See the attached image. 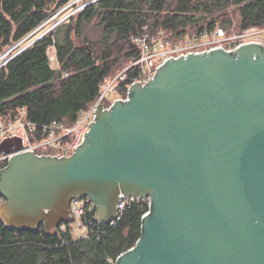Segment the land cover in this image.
<instances>
[{
  "label": "water",
  "instance_id": "water-1",
  "mask_svg": "<svg viewBox=\"0 0 264 264\" xmlns=\"http://www.w3.org/2000/svg\"><path fill=\"white\" fill-rule=\"evenodd\" d=\"M95 113L69 157L38 155L5 126L6 225L56 234L85 197L108 224L121 195L149 196L141 237L115 264H264L262 43L171 56L111 108L99 94Z\"/></svg>",
  "mask_w": 264,
  "mask_h": 264
},
{
  "label": "trees",
  "instance_id": "trees-1",
  "mask_svg": "<svg viewBox=\"0 0 264 264\" xmlns=\"http://www.w3.org/2000/svg\"><path fill=\"white\" fill-rule=\"evenodd\" d=\"M70 1L0 0V53ZM67 19L0 67V116L14 118L24 107L38 125H72L95 101L100 84L140 56L131 35L144 26L152 33L164 30L174 41L217 23L228 31L264 27V0H95ZM89 26L101 29V37L91 38ZM137 71L135 65L127 75ZM6 164L0 161V170ZM147 209L143 201H132L112 224L96 221V209H87L82 224L88 233L77 237L71 223L50 234L44 223L37 230L15 229L0 219V264H113L141 237Z\"/></svg>",
  "mask_w": 264,
  "mask_h": 264
},
{
  "label": "built area",
  "instance_id": "built-area-1",
  "mask_svg": "<svg viewBox=\"0 0 264 264\" xmlns=\"http://www.w3.org/2000/svg\"><path fill=\"white\" fill-rule=\"evenodd\" d=\"M89 3L90 2H87L86 5ZM68 7H70L69 3L62 8L64 10ZM84 7L78 11L82 10ZM26 38L28 37H24L13 47L17 48ZM131 40L137 48H139L140 56L116 74L113 79L111 78L110 81H104L100 84L99 94L101 95V102L104 110L106 108H111V105H113L116 99L126 100L128 98L129 87L135 81H141L142 86L146 85V82L154 77L156 68L169 57H179L182 54L186 55L188 52L196 53L211 50L217 46H222L225 50H232L240 46L241 43H248L251 41L259 42L264 45V27L250 26L242 31H237L232 27L228 31L217 23L211 31H201L192 37L182 35L178 40L174 41L164 30L152 33L148 31V26H144L141 32L131 35ZM229 41L231 43L227 44L226 42ZM135 65L138 67L137 73L133 76H128L127 69ZM1 66L3 65L1 64ZM63 76L67 77L68 73L64 72ZM99 94L88 109L80 111L77 120L72 125L67 124L63 120H52L49 123L38 125L27 118V110L24 107L19 109V112L14 118L0 116V141L7 135V128V130L12 131L13 134L24 136L27 146L33 149L38 155L44 154L57 157H69L77 150L76 146L82 143L83 133L89 131V123L94 120L96 115L95 109L98 105ZM40 147L47 151L38 153L36 150ZM0 161H4L8 164L9 155L2 153L0 155ZM122 196L123 197L119 200L117 205L120 215L126 204L135 200L143 201L148 204V209L144 212L143 216L149 212L148 210L151 205L149 197ZM125 200L129 201L125 202ZM93 208L96 209V204L89 197L71 200L70 210L71 215L74 217L72 222H79L82 224L81 219L86 210ZM119 218L120 216L116 220H119ZM114 222L115 219L111 221V224ZM64 226L65 224H62L59 228L62 229ZM84 228L85 231L82 236L88 233V229L86 227Z\"/></svg>",
  "mask_w": 264,
  "mask_h": 264
},
{
  "label": "rangeland",
  "instance_id": "rangeland-1",
  "mask_svg": "<svg viewBox=\"0 0 264 264\" xmlns=\"http://www.w3.org/2000/svg\"><path fill=\"white\" fill-rule=\"evenodd\" d=\"M91 1H94V0H71L69 2V6L68 8L64 9L63 8L59 9V10H55L54 8H52L50 10V17L44 21L42 24L43 25H40L38 26L37 28H35L32 32H30L28 34V38H26L25 42L22 44L24 45L23 47L33 43L34 41H36L37 39H40L41 37H43L44 35L50 33L51 31L55 30L57 27H59L60 25H62L63 23H65L68 19L69 16H71L73 13H76L79 9H81L82 7H84L86 5L87 2H91ZM233 11V8L231 9ZM67 19V20H66ZM219 25L222 26L221 23H219ZM88 35L93 38V39H97V38H100L101 35H102V32H101V29H93L92 26H89L88 27V31H87ZM168 35V34H167ZM227 44H230L231 42H226ZM225 43V44H226ZM16 44V43H15ZM14 43L11 44L10 46L6 47L1 53H0V67H1V64L4 65V61L11 55H13L14 53H16L18 50V48L16 47H13L15 45ZM80 44V43H79ZM22 47V48H23ZM52 52L53 49H51ZM8 53V54H7ZM3 54H6L5 56ZM54 53L52 54L51 56V60H52V64L53 66H58V63L55 61V57H54ZM158 60V59H157ZM56 63V64H55ZM125 66V64L123 65V67ZM122 67V68H123ZM121 69V68H120ZM123 70V69H122ZM120 72V71H119ZM118 72V73H119ZM117 73V74H118ZM116 75H114L112 77V79L115 77ZM111 80V79H110ZM109 80V81H110ZM96 100V99H95ZM26 116V115H25ZM38 153L40 152H45L47 151L46 149H43L42 147L38 148L36 150ZM4 202V198L0 196V204ZM71 205V204H70ZM79 223V222H78ZM77 222H72L71 224V227H72V234L74 236H80L83 234V232L85 231V228L83 226V224L79 223L78 224ZM79 225V227H78Z\"/></svg>",
  "mask_w": 264,
  "mask_h": 264
},
{
  "label": "bare ground",
  "instance_id": "bare-ground-1",
  "mask_svg": "<svg viewBox=\"0 0 264 264\" xmlns=\"http://www.w3.org/2000/svg\"><path fill=\"white\" fill-rule=\"evenodd\" d=\"M136 196H140V195H136ZM123 196L121 195V198H122ZM149 197V196H148ZM120 198V199H121ZM150 198V197H149ZM129 200H125V202H128ZM135 201H138V200H135ZM132 202V201H131ZM134 202V201H133ZM145 203V202H144ZM147 206H148V204H147ZM73 217V216H72ZM73 219H74V217H73ZM81 221H82V219H81Z\"/></svg>",
  "mask_w": 264,
  "mask_h": 264
}]
</instances>
